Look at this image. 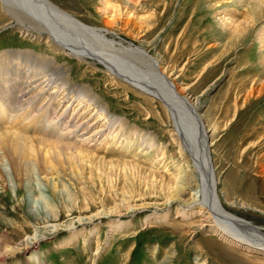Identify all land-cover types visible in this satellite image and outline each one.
I'll list each match as a JSON object with an SVG mask.
<instances>
[{
    "label": "rangeland",
    "instance_id": "obj_1",
    "mask_svg": "<svg viewBox=\"0 0 264 264\" xmlns=\"http://www.w3.org/2000/svg\"><path fill=\"white\" fill-rule=\"evenodd\" d=\"M52 1L87 25L113 31L115 35H107L110 39L140 46L159 59L162 67H173L174 76H178V91L189 94L192 99L199 98L202 103L199 112L210 129L208 141L212 144L223 204L227 208L235 207L227 202V193L234 191L230 200L245 203L241 208L242 216L264 228V175L258 168V164H264V49L257 38L260 31L249 28L248 32L239 34L241 37H232L223 16L228 18L227 9L235 8H227L224 5L227 0H218L222 4L218 7L211 6L210 0ZM1 13L0 10V51L26 49L53 56L67 67L72 83L87 86L111 113L125 118L130 125L152 132L168 146L163 152L176 150L171 141V118L161 101L110 75L99 63L58 53L46 39L24 36ZM236 18L244 20L242 16ZM106 46L104 49L111 53L122 52ZM119 57L130 66L140 65L132 57ZM139 67L144 71L148 69ZM146 73L158 79L151 70ZM75 169L69 166L55 173L52 183H45L33 174V178L21 180L20 189L16 183L9 185L3 194L14 224L0 222V251L32 236L38 225L88 217L103 205L111 207L136 200L141 203L143 199L160 202L159 194L167 191L165 185L170 181L169 176L160 175L161 182L154 187L145 181L143 174L125 172L120 166L106 163L84 164L79 172ZM143 194L145 196L141 197ZM33 207L37 215L30 213ZM147 213L151 212L139 211L131 217L133 223L126 229L128 233L126 230L124 234L117 232L109 238L106 224L94 239L87 233L88 241L93 243L91 247L84 242L86 233L66 244L70 233L61 231L40 240L33 251L40 255L42 264H154L155 260L164 259L165 252L174 250L170 264H195L199 242L207 241L208 233L201 231L190 237V233L181 230L187 221L174 217L157 222L153 227H143ZM99 238L101 245L97 251ZM209 239L220 246L218 238ZM203 245L208 251V246ZM217 246L209 248L220 253L218 258L203 253L202 257L208 258L206 262L264 264V255L259 253L228 244L225 247L229 250L220 252ZM153 247L157 248L155 259ZM31 252H16L8 264H32L28 258Z\"/></svg>",
    "mask_w": 264,
    "mask_h": 264
},
{
    "label": "bare ground",
    "instance_id": "obj_2",
    "mask_svg": "<svg viewBox=\"0 0 264 264\" xmlns=\"http://www.w3.org/2000/svg\"><path fill=\"white\" fill-rule=\"evenodd\" d=\"M134 4L137 6L138 2ZM209 4L214 7L222 5L218 0H210ZM224 5L235 8L227 9L228 18L223 16L231 36L255 27L260 31L257 38L264 49V0H227ZM0 10L24 36L46 39L58 53L88 63H99L110 75L161 101L169 112L168 118H171V141L176 148L169 153L163 152L168 146L158 137L111 113L87 86L72 83L67 67L59 64L53 56L26 49L0 51L1 223L14 224L3 193L12 182L20 189L21 180L32 176L31 179L33 174L50 183L55 173L67 170L69 166L76 167L79 172L84 164L106 163L120 166L132 174L141 173L143 176H139L154 187L161 182L160 175L170 178L165 185L167 191L159 194L160 202L143 199L141 203L136 200L135 203L125 202L111 207L103 205L88 217L36 226L32 236L0 251V264H8L9 258L19 251H32L29 262L42 264L40 255L33 250L40 240L61 231L70 233L66 244L86 233L84 242L91 247L93 243L88 241V234L94 239L103 224L108 227L109 238L117 232L123 233L132 225L131 217L139 211L151 212L143 219V227H153L157 222L173 217L180 218L187 221L181 230L190 233V237L202 231L208 233L209 238L216 237L221 241L220 246L209 238L199 242L198 249L202 254L199 251L195 264H212L206 262L208 258H203V253L218 258L220 253H214L210 246H217L221 252L229 250L225 247L228 244L264 255V228L242 216L241 208L245 203L230 200L235 193L231 191L227 193V202L235 207L230 205L232 208H227L223 204L212 144L208 141L210 129L199 112L202 103L199 98L192 99L189 94L178 91V76H174L173 67H162L159 59L140 46L110 39L107 35H115L113 31L85 24L52 0H0ZM237 15L244 20H238ZM104 44L119 49L121 54L105 50ZM119 55L134 58L158 79L150 78V73L140 65H128ZM258 168L264 175V164H258ZM30 213L38 214L34 207ZM99 240L97 251L101 245ZM203 244L208 246V251ZM152 251L155 259L157 248L153 247ZM173 254L174 250L165 252L164 259L155 260L154 264H170ZM93 258L95 261V254Z\"/></svg>",
    "mask_w": 264,
    "mask_h": 264
}]
</instances>
